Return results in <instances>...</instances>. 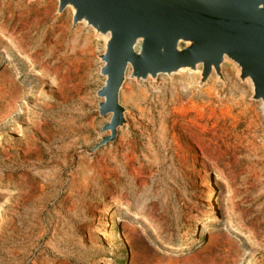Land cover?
Returning <instances> with one entry per match:
<instances>
[{
    "label": "rangeland",
    "instance_id": "1",
    "mask_svg": "<svg viewBox=\"0 0 264 264\" xmlns=\"http://www.w3.org/2000/svg\"><path fill=\"white\" fill-rule=\"evenodd\" d=\"M26 9L49 20L19 18ZM0 27L18 42L0 34V264H131L139 239L175 263L201 254L203 264H264V119L246 84L227 68L225 86L212 76L198 87L187 72L140 83L127 73L126 125L89 153L110 120L96 95L103 43L56 0H0ZM210 85L220 99L208 105ZM183 87L196 95L186 116L171 104ZM196 126L216 144L207 167L199 153L177 158L174 143L193 142ZM102 158L114 176L77 182Z\"/></svg>",
    "mask_w": 264,
    "mask_h": 264
},
{
    "label": "water",
    "instance_id": "2",
    "mask_svg": "<svg viewBox=\"0 0 264 264\" xmlns=\"http://www.w3.org/2000/svg\"><path fill=\"white\" fill-rule=\"evenodd\" d=\"M56 1L58 13L69 9L72 25L91 30L104 47V84L96 95L99 116L110 120L89 153L114 142L126 125L120 90L127 73L140 83L187 72L198 76V87L212 76L225 86L227 68L248 86L264 119V0Z\"/></svg>",
    "mask_w": 264,
    "mask_h": 264
},
{
    "label": "bare ground",
    "instance_id": "3",
    "mask_svg": "<svg viewBox=\"0 0 264 264\" xmlns=\"http://www.w3.org/2000/svg\"><path fill=\"white\" fill-rule=\"evenodd\" d=\"M14 7H15V5H14ZM6 8L8 9V7H6ZM9 9H10V7H9ZM12 9H14V8H12ZM26 11H27V9H26ZM44 14H42L40 12H37V11H27L25 13H23L21 11V12L18 13L17 16L19 18L25 17L27 20L31 19V17H34V23L35 24H43V23H45V22H47L49 20L48 14L46 13L45 16H44ZM0 34L8 36V40H9L11 46L18 45V42H16L15 39L12 36L8 35L6 33V31L4 29H2L1 27H0ZM72 44H73V42H72ZM78 46H79V43H78ZM78 46L73 45V47L71 49L72 50H76V48ZM31 61L34 62V59H31ZM1 83L2 84L4 83L3 79H1ZM3 86H4V84H3ZM204 94L207 97V102L206 103L208 105H211L213 103V101L220 99V97L216 93V89H215V87L213 85H210L209 89L206 90L204 92ZM17 97H18V94H14L13 93V95L11 96L10 100L14 101ZM194 97H196L195 94L191 93L188 90V88L183 87L181 92L176 94L174 99L171 100V104L173 106L174 112L176 114L183 112L184 113L183 116H186V115H188L190 113H194V111L193 112L192 111H188L185 108L188 105L194 104ZM200 97H202V96H200ZM201 103L202 102L199 101V104H201ZM203 104H205V103H202V105ZM178 108H180V110ZM195 118L198 121H203L204 114L202 113V111L196 112ZM208 122H209V120H208ZM193 129H196V131H197V134L192 132V139L194 140L193 142H191V143L186 142L185 143V142L181 141V142H179V144L174 143V145L176 146L177 151H178L177 158L184 160L189 155H191L193 153H199V155H200V158L198 159L199 163H201L204 167H207V166H209L211 164V157L213 155L212 153L215 151L212 148L215 147L216 144L212 140H209V139L206 138L208 132H207L206 129H204V127L196 126ZM164 132L167 133V128L166 127L164 128ZM189 141H190V139H189ZM133 142H134V139H132V138H129V137L128 138H122L119 141V146L120 147H124V146H127L128 144H131ZM91 168H92V170H91ZM117 171H118V168L110 167V164L106 163V160L104 158H102L96 164H90V165L87 164V165L82 166L80 168V170L78 171V173H77V178L76 179H77V182L86 184V183H88L90 181V179L92 178L91 175H93V174H95V177H97V178L109 179L112 176H114L117 173ZM148 213H149V215L150 214L152 215L151 208H150ZM149 219H150V217H149ZM126 230L129 231V233H130V230H128V229H126ZM138 241L140 242V248H139V250L136 253H134L132 255L131 264H196V263L197 264H203L205 262L203 257H201L200 259L197 258L198 261H197V259L196 260L184 259V260H179V262L175 263L174 261H171L169 259H165V258H162V257L151 255L149 253V250H147L146 246L144 245L146 243H144V241L142 239H139ZM214 242H216V245L218 247H224L226 245L229 248V250H232L231 244L228 243V242H224V241L220 242L219 241L220 242L219 243L217 240L214 241ZM222 243H223V246H222Z\"/></svg>",
    "mask_w": 264,
    "mask_h": 264
}]
</instances>
